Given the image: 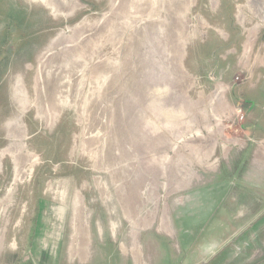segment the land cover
<instances>
[{"label":"rangeland","instance_id":"1","mask_svg":"<svg viewBox=\"0 0 264 264\" xmlns=\"http://www.w3.org/2000/svg\"><path fill=\"white\" fill-rule=\"evenodd\" d=\"M0 264H264V0H0Z\"/></svg>","mask_w":264,"mask_h":264},{"label":"crops","instance_id":"2","mask_svg":"<svg viewBox=\"0 0 264 264\" xmlns=\"http://www.w3.org/2000/svg\"><path fill=\"white\" fill-rule=\"evenodd\" d=\"M134 253H135V251H134ZM135 255H137L136 253H135ZM139 255V254H138Z\"/></svg>","mask_w":264,"mask_h":264}]
</instances>
